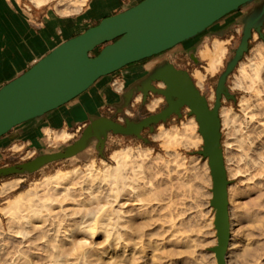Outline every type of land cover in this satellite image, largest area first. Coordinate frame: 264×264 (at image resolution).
Listing matches in <instances>:
<instances>
[{"label": "water", "instance_id": "obj_1", "mask_svg": "<svg viewBox=\"0 0 264 264\" xmlns=\"http://www.w3.org/2000/svg\"><path fill=\"white\" fill-rule=\"evenodd\" d=\"M240 9H244L240 14L242 36L233 56L218 77L216 99L211 105L189 71L178 68L167 59V50L187 41L188 44L180 51L189 52L191 38L207 31L225 15ZM240 15L234 19L237 20ZM263 22L264 0H141L61 42L0 88V137L15 126L41 117L71 101L101 77L164 51L159 55L161 58L154 61L156 65L144 74L141 85L128 84L125 80L122 90L115 91L113 100L105 102V105L123 113L138 91L143 93L144 102L153 93L164 96L166 104L157 112L138 120L126 117L124 122L102 115L95 108L86 117L88 122L76 139L58 149H47L43 143L41 147H36L38 152L31 159L0 167V178L36 172L50 163L74 158L93 146L101 151L111 134L134 135L148 142L142 134L144 129L153 131L156 124L166 122L173 115L181 117L183 110L189 107L188 114L196 116L204 138L202 148L197 152L209 158L213 176L211 203L216 210L218 243L212 249L217 253L219 264H227L230 179L226 169L219 111L223 95L235 99L228 87V78L248 51L253 30L264 37ZM226 27L228 24L218 28L217 33ZM100 45H103L100 51L93 55L94 49ZM156 81L163 82L165 87L156 86ZM72 129L74 126L70 125Z\"/></svg>", "mask_w": 264, "mask_h": 264}, {"label": "rangeland", "instance_id": "obj_2", "mask_svg": "<svg viewBox=\"0 0 264 264\" xmlns=\"http://www.w3.org/2000/svg\"><path fill=\"white\" fill-rule=\"evenodd\" d=\"M52 3L55 4L56 0H52L51 4H49L53 5ZM59 7L62 12L66 13L69 11L72 12L80 9V7H78L77 5L76 0H67L65 5ZM243 10L244 9L233 11L231 15L223 19L221 22L218 21L215 27H209L207 31L190 39L189 42H191L192 47L189 52L180 51L186 46V44H188L187 42L182 44L181 47H178L177 52H175L176 49L170 50L168 52L169 55L174 52V55H171L172 61L176 65L188 70L196 84V80L193 76L194 71L196 69L204 71V68L206 66V59L201 57L200 50L204 49L206 45L211 46L212 41L216 38L226 41L225 45L227 47V52L223 57L222 63L220 64V66H218L217 71L213 74H207V77L204 80L203 89H201L196 84L198 88H200V90L207 95V97L209 96L211 91H214V99H208L211 105L214 104V101L216 99L215 88L218 81V77L220 73L225 69L226 62L229 60L230 57L233 56L234 50L240 42V38L243 32V23L241 21L242 15L240 14H242ZM238 15L240 16L237 18V20H235L234 18H236ZM225 24H228V27H226L222 32L217 33V29ZM262 31L264 33V22ZM258 46H261L260 48L264 49V37L262 38L256 30H253V35L249 43V49L248 51H246L243 58L241 59V61L245 62L246 66H248L247 63H250L249 58L251 59L253 57L252 48H256ZM250 55L251 57H249ZM158 58L160 59L161 57L159 56L157 58L151 59L150 63H153ZM240 62L228 78V87L230 89V92L235 95V99H228L225 97V95H223L221 107L224 105L236 104L238 102L239 97L244 92L242 88L235 86V82L237 81L236 78L238 79L241 76V71H239ZM115 82L123 84L120 79H116ZM160 84L164 85L163 82H160ZM139 94V98H134L130 103L129 107L124 108L123 113L117 112L115 108L109 105L101 106L97 109L102 115H108L114 117V119L117 121L124 122L126 117L138 120L141 117H144L150 113L159 111L166 104V100L162 95L151 93L149 95L150 98H148L147 101L144 102L142 98V93ZM159 97H162V99L158 100L157 104L151 107V101L157 100V98L159 99ZM190 116L191 115L188 114V109L185 108L181 117H179L178 115H173L166 122L156 124L153 131H151L149 128L144 129L142 134L145 138L148 139V142L134 135L111 134L108 139V142L101 151L93 146L87 149L86 152L74 158L59 160L50 163L36 172L24 176L13 174L0 178V185L4 182L12 181L15 178H22V181L20 182L17 188L10 190L8 194H5L3 196L0 195V251L2 252L0 253V260H2V264H7V262L8 264H20V260L22 264H47L46 262L50 255H64L69 251L71 252L70 248L73 246V242H70L71 240L65 239L66 242H64L65 240L61 241L64 238H61L60 240L56 241V244H59L58 247H55L53 248V250H51L52 246L50 247V245H45L44 249L41 250L35 245H33V247L32 245H30L31 248H29V245H22L17 238L8 237V235L6 234L4 235V233L9 231V218L2 208H4L8 204V201L10 199L14 198L21 191H24L29 187H33L41 183V181L47 175L49 176L60 169L68 170L76 166H81L84 168V165L86 163H89L93 160L95 161L96 166L99 168H103L105 163H110L114 165L115 162L110 157L112 152L116 149L128 146L140 148L144 151H149L151 152L154 158L163 161L164 167L161 168L162 171L160 169V172L158 174L162 172L165 174H160V177H158V174L156 177H150L149 184H147L146 188L144 187L143 190L141 188L140 191L142 190V192L138 191L142 194V199L144 197V199L141 200L143 202H141L140 204H135V206L132 204L127 206V208H133H131L132 211L124 217V220L127 219V221H124L126 222L125 224H128L127 228L122 230L123 238L111 246H108V244L104 243L105 239L104 236L101 234L98 235L96 238H90V241H93H91L92 243L90 242V245L92 246H89L90 251H88V254L86 253L87 258L84 257V260L81 263L216 264L214 254L212 252V247L215 245L216 242V230L213 224L214 211L209 203V199L211 198L209 195L212 190V180L210 170L208 168V158L197 152V150H200L202 148L203 141L198 143V145H192L189 147L183 145V143L181 144V142H176V145L174 144V147H172V149L167 150V148L162 145V141L153 136L160 131L161 126L166 128H170L175 125L180 126L181 122L188 119ZM220 117L223 135L222 143L226 160V155L229 151V149L227 148V141L229 140L228 137H230L231 135V133H229L231 132V128L228 127L230 126V124H223L222 116ZM86 124H80L78 126H75L74 129L70 130L71 137L67 138L66 140H60L57 143H52V141L55 140L56 132H52L47 129L45 140L46 148L58 149L62 145L70 143L72 140L76 139L81 134V131L86 126ZM198 132H200L199 124ZM178 143H180V145ZM37 152V150L29 147L28 145L18 143L13 144L12 146L3 151L4 155L0 160V167L17 164L29 160L34 157ZM86 155L88 156V158L86 157ZM72 161L75 162L72 163ZM164 169L166 170L165 172L163 171ZM163 177L166 181L162 179ZM165 177H168V179ZM229 179L231 186L236 188L241 186L240 188H238L241 190L238 191L244 193L241 207L239 206L238 208H236L237 219H239V221L237 220V226L235 225L237 239L234 248L233 258L230 261V264H264V197L263 199L261 198L262 201L260 199H257V202L258 200H260V206L257 205L258 203H255L256 201L252 202L251 198L249 199V197L252 196V192L248 188H246L247 185L245 186L246 183L243 181L242 177H230ZM167 183L168 185H166ZM260 185L264 187V179L260 182ZM171 188H173L172 191ZM145 189L149 191L146 192ZM149 192L152 193L153 197L152 195L149 196ZM172 192L176 193L172 194ZM139 193L134 194V197L136 195L138 198H140L141 194L139 195ZM145 202L147 204L149 203L147 206L149 208H145L147 205L144 204ZM150 207L152 208L150 209ZM147 209L150 210L147 211ZM183 211L185 212V214ZM148 212L151 213L149 214ZM179 212L180 215H178ZM131 214L132 216H130ZM155 217L161 219L158 220ZM178 218L179 220H177ZM164 219L165 222L163 221ZM173 221L176 222L175 228L172 227V225H169L172 224ZM158 223L163 226L158 225ZM147 228L151 229L149 230ZM171 230L174 231V234L177 232V235L175 234V236L178 237L172 235L173 231ZM178 233H180L181 235H178ZM42 234V230L36 229L35 231H33V234L31 235L32 237L30 236V238L36 240ZM78 237H80V235ZM128 240H130V242ZM39 241L40 240H38V242ZM20 244L22 245L23 249L21 248ZM64 247L67 249H65ZM33 248L34 250H32ZM59 248L63 250V253L60 251ZM20 249L21 251H23V253L19 251ZM55 249L56 251H54ZM68 249L70 250L68 251ZM45 250H48V252H50L48 253ZM60 252L62 254H59ZM20 255L21 257H18ZM85 259L87 261H85Z\"/></svg>", "mask_w": 264, "mask_h": 264}, {"label": "bare ground", "instance_id": "obj_3", "mask_svg": "<svg viewBox=\"0 0 264 264\" xmlns=\"http://www.w3.org/2000/svg\"><path fill=\"white\" fill-rule=\"evenodd\" d=\"M51 1L52 0H31V2L37 6H42ZM76 1L80 8L87 2V0ZM66 2L67 0H56L55 7L60 10L59 6L65 5ZM225 42V40L216 38L212 41L211 46L206 45L205 48L203 47L204 49L200 50L201 57L206 59V66L204 71L196 69L193 76L196 80V84L201 89L204 88V80L207 74L215 73L218 66L222 63L223 57L227 52ZM260 47L261 46L252 48L253 54H251L253 57L251 59L249 58L250 63H247L248 66H246L244 61L240 62L239 71H241V76L238 79L236 78L237 81L235 82V86L242 88L244 92L239 97L238 102L236 104L224 105L219 111L220 116H222L223 124L228 123L230 124L228 127L231 128V132H229L231 135L228 137L229 140L227 141V148L229 151L226 155L228 178L242 177L243 181L246 183L245 186L247 185L246 188L252 192V196L249 197V199L251 198L252 202L256 201L255 203H258L257 205H259L261 198L263 199L264 197V187L260 185V182L264 179V49ZM249 57H251V55ZM115 86L118 89L121 88L118 82H115ZM214 96V91H211L208 99L213 100ZM138 98L137 96L136 99ZM160 99H162V97L151 101L152 103L150 106L153 107ZM198 124L196 116L191 115L188 119L182 121L180 126L175 125L170 128L161 126L160 131L153 136L160 139L162 145L166 147L167 150L172 149L174 144L176 145V142H181V144L183 143V145L187 147L192 145L195 146L202 141L204 143L202 133L198 132ZM69 137H71V133L66 129L56 131L55 140L52 141V143L66 140ZM178 144L180 145V143ZM86 157L88 158L87 155ZM110 157L115 162L114 165L105 163L103 168H99L93 160L86 163L84 168L76 166L68 170L60 169L49 176L47 175L41 183L21 191L14 198L10 199L8 204L2 208L9 218V231L4 233V235L6 234L8 237L17 238L22 245H29V248H31L30 245H32V247L35 245L41 250L44 249L45 245L52 246L51 250H53V248L58 247L59 244H56V241L61 238H64L61 241L68 239L71 240L70 242H73V246L70 248L71 252L69 251L70 249H68L69 252L66 251L67 253L63 255V250L59 248L62 252L59 254L62 255H47L49 256L46 262L47 264H84V262H81L84 260V257L87 258L86 253L88 254V251H90L89 246H92L90 244L93 242L92 240V242L90 241V238H96L100 234L104 236V243L108 244V246L120 241L123 238L122 230L126 229L128 224H125L126 222L124 221H127V219L124 220V217L128 215L132 211L131 208H133H127V206L130 204L135 206V204L143 202L141 200H143L144 197L142 199V194L138 191H140L141 188L142 190L144 187L146 188L147 184H149L150 177L157 176L160 169L164 167V162L154 158L149 151L131 146L116 149L112 152ZM74 162L75 161H72V163ZM208 168L212 180L209 203L214 211L213 224L216 230V245L218 243V230L215 225L216 210L211 203L213 198V176L209 158ZM163 171L165 172L166 170L164 169ZM160 174H158V177H160ZM165 178L168 179V177ZM162 179H164V177ZM21 181L22 178H15L12 181L2 183L0 185V195L3 196L8 194L10 190L17 188ZM164 181L166 180L164 179ZM230 184L228 186L230 241L225 255L227 264H230L233 258L237 239L235 225L239 219H237L236 208L239 206L241 207L244 196V193L238 191L241 190L238 189L241 186L236 188ZM166 185H168V183ZM142 190L140 192H142ZM172 190L173 188H171V191ZM145 191L148 192L146 189ZM138 193L139 195L141 194V199L136 195L134 197V194ZM174 193L172 192V194ZM151 195L152 193H150L149 196ZM257 199L260 200L257 202ZM146 202L144 204H147ZM148 204L145 208H149L147 207ZM151 208L152 207H150V209ZM149 210L147 209V211ZM178 215H180V212ZM130 216H132V214ZM177 220H179V218ZM163 221L165 222V219ZM158 225H160V223H158ZM169 225L175 228L176 222L173 221L172 224ZM36 229L42 230L43 234L38 239L35 238L36 240H34L31 239L30 236ZM180 233H178V235H181ZM175 234L173 231L172 235L175 236ZM79 235L80 237H78ZM38 240L40 241L38 242ZM128 241L130 242V240ZM64 242H66V240ZM21 244L20 246L22 248ZM32 250H34V248ZM19 251L23 253L21 249ZM45 251L48 252V250ZM54 251H56V249ZM212 252L216 264H219L216 251L212 249ZM0 253L2 252L0 251ZM18 257H21V255ZM1 261L2 260H0V263L2 264L3 262ZM85 261L87 260L85 259ZM20 264H22L21 260Z\"/></svg>", "mask_w": 264, "mask_h": 264}, {"label": "crops", "instance_id": "obj_4", "mask_svg": "<svg viewBox=\"0 0 264 264\" xmlns=\"http://www.w3.org/2000/svg\"><path fill=\"white\" fill-rule=\"evenodd\" d=\"M140 1L87 0L80 9L66 13L58 10L54 3L50 5L51 2L37 6L31 0H0V88L61 42ZM181 46L177 45L175 52ZM188 46L192 47L191 42ZM171 55L167 54L170 61ZM154 65L156 62L150 63V60L127 65L101 77L85 92L62 106L15 126L0 137V160L3 151L16 143L37 150L36 147L46 143L47 129L52 132L66 129L70 132V125H85L86 117L92 110L113 100L114 92L122 90L125 80L128 84L141 85L142 77ZM116 79L123 83H119L120 89L115 86ZM139 93L142 92H136L132 100ZM186 109L190 110L189 107Z\"/></svg>", "mask_w": 264, "mask_h": 264}, {"label": "flooded vegetation", "instance_id": "obj_5", "mask_svg": "<svg viewBox=\"0 0 264 264\" xmlns=\"http://www.w3.org/2000/svg\"><path fill=\"white\" fill-rule=\"evenodd\" d=\"M233 12H231V13H229V14H227V15H225L223 18H221L219 21L221 22L223 19H225L226 17H228L229 15H231ZM100 22H98L97 24H99ZM217 23L218 22H216V23H214V24H212L211 26H210V28H213V27H215L216 25H217ZM96 24V25H97ZM96 25H94V26H96ZM91 27H93V26H91ZM90 28V27H89ZM87 30V29H86ZM85 30V31H86ZM84 32V31H83ZM82 32V33H83ZM194 38V37H193ZM192 39V38H191ZM185 43V41L184 42H182V43H180V44H184ZM179 45V44H178ZM102 46L103 45H100V46H98V47H96L95 49H94V51H93V55H96L99 51H100V49L102 48ZM177 46V45H176ZM176 46H174V47H172V48H170L169 50H167V51H170V50H173ZM166 51H164V52H162V53H160V54H158V55H154V56H151V57H148V58H145V59H143V60H140V61H137V62H134V63H131V64H128V65H132V64H136V63H145V62H147V61H149V60H151V59H153L154 57H156V56H159V55H162L163 53H165ZM37 62V61H36ZM176 65V64H175ZM127 66V65H126ZM178 68H182V67H180V66H178V65H176ZM155 85L156 86H158V87H165V85H161L160 84V81H156L155 82ZM142 98H143V96H142ZM148 98H150V96H148Z\"/></svg>", "mask_w": 264, "mask_h": 264}]
</instances>
